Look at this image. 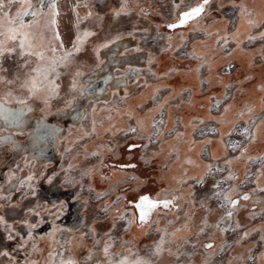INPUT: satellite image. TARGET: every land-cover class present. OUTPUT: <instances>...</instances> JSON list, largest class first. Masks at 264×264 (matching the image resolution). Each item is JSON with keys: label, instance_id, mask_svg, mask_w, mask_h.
<instances>
[{"label": "rangeland", "instance_id": "1", "mask_svg": "<svg viewBox=\"0 0 264 264\" xmlns=\"http://www.w3.org/2000/svg\"><path fill=\"white\" fill-rule=\"evenodd\" d=\"M0 2V264H264V0Z\"/></svg>", "mask_w": 264, "mask_h": 264}, {"label": "snow or ice", "instance_id": "2", "mask_svg": "<svg viewBox=\"0 0 264 264\" xmlns=\"http://www.w3.org/2000/svg\"><path fill=\"white\" fill-rule=\"evenodd\" d=\"M208 2V0H204V3L206 4ZM4 4L2 2H0V8H3ZM52 8L53 10L55 9V4H52ZM203 11V5L197 6L195 8H193L191 11L189 12H185L183 14V18L180 20V24H183L186 22L187 19L199 15L201 12ZM27 14V13H25ZM54 15L57 13H53ZM19 15V14H18ZM33 15H35V13H33ZM89 15H91V13H89ZM117 15H119V13H117ZM11 23H15V22H9ZM53 24H55V20L52 21ZM26 27H30V26H26L23 23H20L19 27H9L7 32L0 30V36H4L5 40H0V57H2L6 52L11 54L12 52L16 51V46L13 45L12 47H9L7 41H16L17 40V34L19 33V35H21L23 38L19 41V45L18 47L22 50L20 52V55H32V56H36L38 59L43 60L44 59V53L43 52H39V51H32V42H31V33L28 31H24V29ZM171 27H176V25H171ZM85 36L89 35V33H84ZM80 42V38H77V44ZM74 47H76V45H74ZM67 55H71V53H68ZM37 75H39V70H37ZM29 84L31 85L30 90L33 91V93H35V91H37V82H36V78L33 77L31 78L30 81H25L24 84L22 85L23 87H29ZM243 199H248L247 196H244ZM163 204V206L165 208L169 207V204L171 203V201H150L148 197H142L140 200V203L137 205L138 208H140V217L139 219L141 221H145L147 218V215L149 214V212L153 209L158 207L159 204ZM234 204L236 202H233ZM229 215H231V213H229ZM207 247L211 248L212 245L209 244L207 245ZM105 253H107V248H105ZM161 251V248L159 245H157L156 249H155V254H159V252ZM121 264H126L125 261H121ZM136 264H145V262L143 261H136Z\"/></svg>", "mask_w": 264, "mask_h": 264}, {"label": "crops", "instance_id": "3", "mask_svg": "<svg viewBox=\"0 0 264 264\" xmlns=\"http://www.w3.org/2000/svg\"><path fill=\"white\" fill-rule=\"evenodd\" d=\"M52 182H46L44 185H45V187H46V189H50L51 187H52V185L53 184H51ZM4 184V183H3ZM2 184V185H3ZM58 185H62L61 184V182L60 183H58ZM56 188V187H55ZM61 189H62V187H60ZM59 188V189H60ZM57 189H58V187H57ZM55 192V191H54ZM53 194H55V193H53ZM77 195H78V193L77 192H75V193H71L70 195H68V197H66L65 198V201H66V203L68 204V205H71V204H73L76 200L75 199H77ZM79 205H78V203H77V212H76V214L74 215L73 214V217L72 218H76V217H78V218H80L81 219V217H82V215H81V210H79ZM1 228V227H0ZM3 232V231H2ZM21 232V231H20ZM59 232V231H58ZM44 233H42V235H43ZM57 229H55L54 230V234H53V236H52V238H48L47 237V235H45L44 237H43V239H42V244H41V248L43 249V252H44V254H46V252H47V250L49 249V248H53V246L55 247V241H56V239H57ZM6 235V234H5ZM22 235H21V233H19V237L20 238H18L17 240H11L10 238L8 239L7 238V236H6V238L8 239V240H10V241H14V242H16V244L18 243V241L20 240V239H22V237H21ZM45 240H48V245L46 246V247H43V244L46 242ZM15 247H16V245H15ZM15 247H14V249H15ZM6 250H7V248H5Z\"/></svg>", "mask_w": 264, "mask_h": 264}, {"label": "trees", "instance_id": "4", "mask_svg": "<svg viewBox=\"0 0 264 264\" xmlns=\"http://www.w3.org/2000/svg\"><path fill=\"white\" fill-rule=\"evenodd\" d=\"M3 238H2V244L6 245L5 248H7L8 252H11L14 254V247L16 245V242L8 240L5 236V233L3 232ZM46 242L43 244V247H46L48 245V240H45ZM44 249V248H43Z\"/></svg>", "mask_w": 264, "mask_h": 264}, {"label": "flooded vegetation", "instance_id": "5", "mask_svg": "<svg viewBox=\"0 0 264 264\" xmlns=\"http://www.w3.org/2000/svg\"><path fill=\"white\" fill-rule=\"evenodd\" d=\"M14 159H11V162L9 163L11 166L14 164ZM3 179H2V178ZM1 179H0V185H2L3 183H4V181H5V178H4V175H3V173L1 174ZM56 194V193H55ZM2 234H3V232H2ZM4 235V234H3ZM3 235H1V238H0V245H2V246H6V245H4V244H2V238H3ZM6 237V236H5Z\"/></svg>", "mask_w": 264, "mask_h": 264}]
</instances>
